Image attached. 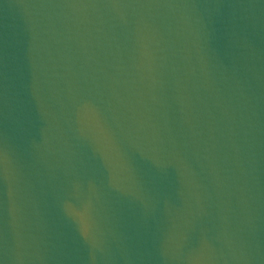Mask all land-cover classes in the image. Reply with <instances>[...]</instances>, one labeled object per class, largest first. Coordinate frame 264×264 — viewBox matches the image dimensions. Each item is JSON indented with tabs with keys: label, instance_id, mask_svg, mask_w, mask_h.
<instances>
[{
	"label": "water",
	"instance_id": "95a60500",
	"mask_svg": "<svg viewBox=\"0 0 264 264\" xmlns=\"http://www.w3.org/2000/svg\"><path fill=\"white\" fill-rule=\"evenodd\" d=\"M0 264H264V0H0Z\"/></svg>",
	"mask_w": 264,
	"mask_h": 264
}]
</instances>
